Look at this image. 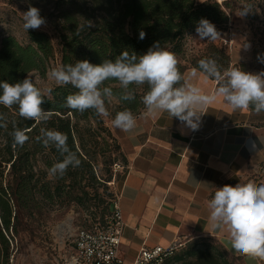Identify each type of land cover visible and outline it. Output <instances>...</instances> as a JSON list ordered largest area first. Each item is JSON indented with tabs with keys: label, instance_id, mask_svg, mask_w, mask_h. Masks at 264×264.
<instances>
[{
	"label": "trees",
	"instance_id": "1",
	"mask_svg": "<svg viewBox=\"0 0 264 264\" xmlns=\"http://www.w3.org/2000/svg\"><path fill=\"white\" fill-rule=\"evenodd\" d=\"M55 7L60 19L56 28L61 44V65L84 59L100 64L104 59H114L124 50L143 54L154 42H160L176 55L182 74L188 67L199 69V61L208 58L216 60L221 71L231 68L226 49L214 43L201 55L192 59L185 56V38L196 30L201 18L221 28L228 23V0H57ZM89 23L93 25L90 28L86 27ZM140 31L146 33L143 40L139 39ZM27 32V44L14 35L2 38L0 81L16 83L31 71L46 73L49 59L55 52L52 38L49 33L37 29ZM104 86L119 91L115 81L106 82ZM75 91L71 85H57L46 95L43 107L52 112L46 124L20 118L16 106L9 109L0 105V114L4 117L0 124H6L0 127V264H9L12 236L21 231L23 221L42 215L47 205L58 208L75 204L84 208L101 206L103 218L119 196L117 192L114 195L108 192V184L113 177L120 180L126 159L122 164L111 159L107 175L100 172L98 156H105L108 142L103 132L119 149L121 146L103 117L92 110L81 114L65 107L66 97ZM133 91L134 101L121 102L113 96L111 99L115 101L106 103L111 120L117 111L125 108L135 117L145 110L142 97L147 86H134ZM14 126L24 129L29 137L23 147L13 145L10 133ZM41 128L67 134L69 148L81 161L79 167H69L63 177L50 175L49 169L62 157L54 146L45 147L38 139ZM108 194L110 201L105 197ZM100 223L102 221L82 227L90 228ZM233 259L235 257L223 244L207 237L192 241L164 264H235Z\"/></svg>",
	"mask_w": 264,
	"mask_h": 264
},
{
	"label": "clouds",
	"instance_id": "2",
	"mask_svg": "<svg viewBox=\"0 0 264 264\" xmlns=\"http://www.w3.org/2000/svg\"><path fill=\"white\" fill-rule=\"evenodd\" d=\"M247 11L243 9L242 14ZM22 19L26 31L46 24L40 9L31 5L23 12ZM92 26L89 23L86 27ZM196 34L201 40L220 38L216 26L206 18L197 22ZM145 36L146 33L140 31L139 39L143 40ZM258 59L264 63V59L259 56ZM177 65L176 55L162 47L160 42H154L143 54L124 50L114 59H104L100 64H93L87 59L77 60L75 64L52 68L49 76L57 85H71L76 89L66 97L65 107L81 114L92 110L104 118L111 116L106 103H110L113 96L121 102L135 100L134 86H147L142 97L145 116L167 112L193 130L197 129L204 114L202 110L217 97H223L233 110L248 109L250 106H254L256 112L264 110V72L250 73L235 67L221 71L216 60L202 59L199 70L219 82L215 93L205 94L190 82L197 75L196 70L186 79ZM109 81L118 83V92L104 86ZM0 90V105L9 109L16 106L20 118L35 121L36 124H46L50 120L52 112L46 110L43 104L51 89L42 90L27 76L16 83L0 81ZM3 119V114H0V120ZM111 123L125 133H131L137 127L135 115L127 108L117 111ZM0 127H6V124H0ZM10 135L17 147H23L29 140L26 131L19 127L14 126ZM38 139L45 147L54 146L62 157L49 169L53 178L63 177L69 167H79L81 161L69 148L67 134L41 128ZM208 208L211 227L226 229L236 252L264 261V185L248 182L216 188Z\"/></svg>",
	"mask_w": 264,
	"mask_h": 264
},
{
	"label": "crops",
	"instance_id": "3",
	"mask_svg": "<svg viewBox=\"0 0 264 264\" xmlns=\"http://www.w3.org/2000/svg\"><path fill=\"white\" fill-rule=\"evenodd\" d=\"M193 70L197 75L190 82L205 94L215 93L218 81L199 69L188 67L184 77ZM145 111L136 116L131 133L108 121L126 157L118 183L125 222L121 257L129 263L143 246L213 237L242 264H264L236 252L228 231L211 227L208 208L216 188L264 156V110H233L217 97L202 110L195 130L167 112L145 116Z\"/></svg>",
	"mask_w": 264,
	"mask_h": 264
},
{
	"label": "rangeland",
	"instance_id": "4",
	"mask_svg": "<svg viewBox=\"0 0 264 264\" xmlns=\"http://www.w3.org/2000/svg\"><path fill=\"white\" fill-rule=\"evenodd\" d=\"M56 3L57 0H0V43L6 35H14L23 44L29 43L28 32L23 28L22 19V14L28 10L29 5L39 8L40 14L46 19V24L37 30L49 33L55 47L54 55L49 59L44 75L38 71H31L26 75L42 90H52L57 86L49 73L52 68L61 65V44L56 28L60 19ZM243 9L248 10L246 14H242ZM226 11L229 15L228 23L222 28L215 25L220 38L201 40L196 30L185 38L186 58L192 59L205 53L208 46L214 43L226 49L231 58V68H241L250 73L264 72V63L258 59V56L264 59V0H228ZM103 119L105 122L111 120L110 117ZM103 133L108 142L105 144V156H98V166L100 172L107 175L106 171L111 170V159H116L122 164L126 157L122 149L118 148V144L110 139L106 132ZM118 169L122 170V166ZM248 182L264 185V156L245 166L228 185ZM118 183L119 179L113 177L112 182L108 184L110 194L119 193ZM105 197L108 201L111 200L109 194ZM111 208L112 206L109 211ZM105 216L102 218L101 206L84 208L75 204L58 208L47 205L43 208L42 215L28 217V221L24 220L21 224V231L12 236L9 264H60L59 261L71 247L67 241V233H73L77 228L94 222H103ZM233 261L235 264H242L237 258Z\"/></svg>",
	"mask_w": 264,
	"mask_h": 264
},
{
	"label": "built area",
	"instance_id": "5",
	"mask_svg": "<svg viewBox=\"0 0 264 264\" xmlns=\"http://www.w3.org/2000/svg\"><path fill=\"white\" fill-rule=\"evenodd\" d=\"M227 43V40H225ZM120 167V166H119ZM125 226L119 196L104 221L94 226L79 227L67 233L72 251L64 255L60 264H164V262L189 242L180 238L167 246H143L134 260L126 262L120 255L122 234Z\"/></svg>",
	"mask_w": 264,
	"mask_h": 264
}]
</instances>
